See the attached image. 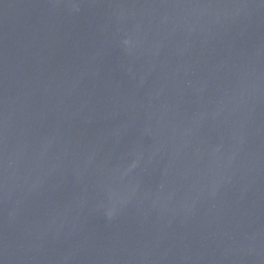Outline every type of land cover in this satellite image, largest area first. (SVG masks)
Instances as JSON below:
<instances>
[{"label":"water","instance_id":"1","mask_svg":"<svg viewBox=\"0 0 264 264\" xmlns=\"http://www.w3.org/2000/svg\"><path fill=\"white\" fill-rule=\"evenodd\" d=\"M0 264H264V0H0Z\"/></svg>","mask_w":264,"mask_h":264}]
</instances>
